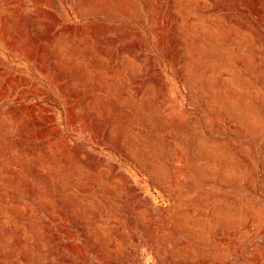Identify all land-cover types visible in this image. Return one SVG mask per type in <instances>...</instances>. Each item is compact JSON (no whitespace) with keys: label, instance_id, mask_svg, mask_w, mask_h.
<instances>
[{"label":"rangeland","instance_id":"374dc122","mask_svg":"<svg viewBox=\"0 0 264 264\" xmlns=\"http://www.w3.org/2000/svg\"><path fill=\"white\" fill-rule=\"evenodd\" d=\"M0 264H264V0H0Z\"/></svg>","mask_w":264,"mask_h":264}]
</instances>
